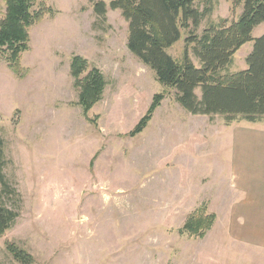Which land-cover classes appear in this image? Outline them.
<instances>
[{
  "label": "rangeland",
  "instance_id": "374dc122",
  "mask_svg": "<svg viewBox=\"0 0 264 264\" xmlns=\"http://www.w3.org/2000/svg\"><path fill=\"white\" fill-rule=\"evenodd\" d=\"M47 1L57 12L30 28L21 61L27 75L18 77L0 55L4 172L18 193L8 203L20 212L0 235V264H22L8 242L30 252L33 264H264L253 222L238 218L237 192L215 181L227 153L226 118L194 115L178 102L176 90L128 48L121 10L109 9L103 19L88 0ZM208 4L213 11L197 35L243 10L230 0H196L202 10ZM6 11L0 0V21ZM263 34L264 23L253 31L256 38ZM191 35L184 31L168 52L182 60ZM193 47L189 55L201 66ZM253 48L254 41L244 44L228 71L245 69ZM74 55L107 81L88 115L78 104ZM162 92L152 120L131 136ZM235 121L242 130H264V117ZM199 207L216 214L212 228L203 238L181 234Z\"/></svg>",
  "mask_w": 264,
  "mask_h": 264
},
{
  "label": "trees",
  "instance_id": "16d2710c",
  "mask_svg": "<svg viewBox=\"0 0 264 264\" xmlns=\"http://www.w3.org/2000/svg\"><path fill=\"white\" fill-rule=\"evenodd\" d=\"M7 11L0 21V55L10 69L24 78L28 69L22 65V55L30 49V28L46 15L57 12L47 0H3ZM95 13L105 19L109 9H119L128 22V48L144 64L153 69L157 80L176 90L178 102L194 115H223L227 123L238 118L259 121L264 117V34L254 37V28L264 23V0H230L234 7L243 6L238 19L222 18L205 28L201 35L194 31L213 11V4L202 10L196 0H88ZM109 2V3H108ZM211 0H209V3ZM190 30L182 60L174 58L168 49L178 42L183 32ZM254 41L247 56V67L229 72L235 53ZM201 66L195 65L189 45ZM79 101L85 115L103 98L107 81L103 72L91 67L81 55H74L70 64ZM201 89V94L197 89ZM166 93H157L135 128L129 133H141L153 118ZM95 121V120H93ZM6 159L0 140V235L10 229L20 212L9 205L18 196L4 170ZM216 219L199 207L185 221L181 234L203 238ZM7 249L18 262L33 264V255L15 242Z\"/></svg>",
  "mask_w": 264,
  "mask_h": 264
},
{
  "label": "crops",
  "instance_id": "0c3cea01",
  "mask_svg": "<svg viewBox=\"0 0 264 264\" xmlns=\"http://www.w3.org/2000/svg\"><path fill=\"white\" fill-rule=\"evenodd\" d=\"M228 125L223 143L227 153L215 181L237 192L238 218L253 222L255 244L264 248V130H242L237 121Z\"/></svg>",
  "mask_w": 264,
  "mask_h": 264
}]
</instances>
